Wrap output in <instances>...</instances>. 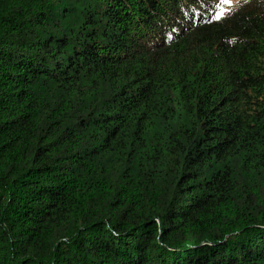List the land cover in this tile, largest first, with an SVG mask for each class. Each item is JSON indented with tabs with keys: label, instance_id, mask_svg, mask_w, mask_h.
Returning <instances> with one entry per match:
<instances>
[{
	"label": "trees",
	"instance_id": "1",
	"mask_svg": "<svg viewBox=\"0 0 264 264\" xmlns=\"http://www.w3.org/2000/svg\"><path fill=\"white\" fill-rule=\"evenodd\" d=\"M216 11L0 0V264H264V0Z\"/></svg>",
	"mask_w": 264,
	"mask_h": 264
},
{
	"label": "snow or ice",
	"instance_id": "2",
	"mask_svg": "<svg viewBox=\"0 0 264 264\" xmlns=\"http://www.w3.org/2000/svg\"><path fill=\"white\" fill-rule=\"evenodd\" d=\"M222 4L231 5L232 0H215V6H216V19H221L225 16L226 12L225 9L221 6Z\"/></svg>",
	"mask_w": 264,
	"mask_h": 264
},
{
	"label": "rangeland",
	"instance_id": "3",
	"mask_svg": "<svg viewBox=\"0 0 264 264\" xmlns=\"http://www.w3.org/2000/svg\"><path fill=\"white\" fill-rule=\"evenodd\" d=\"M238 0H232V4L231 5H226V4H223L222 7L225 9V12L233 5L236 4Z\"/></svg>",
	"mask_w": 264,
	"mask_h": 264
}]
</instances>
